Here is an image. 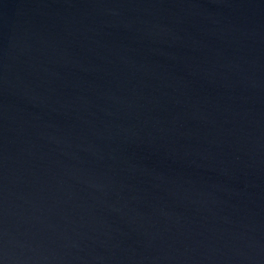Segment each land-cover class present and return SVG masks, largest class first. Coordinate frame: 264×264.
Masks as SVG:
<instances>
[{
    "label": "water",
    "instance_id": "95a60500",
    "mask_svg": "<svg viewBox=\"0 0 264 264\" xmlns=\"http://www.w3.org/2000/svg\"><path fill=\"white\" fill-rule=\"evenodd\" d=\"M0 264H264V0H0Z\"/></svg>",
    "mask_w": 264,
    "mask_h": 264
}]
</instances>
